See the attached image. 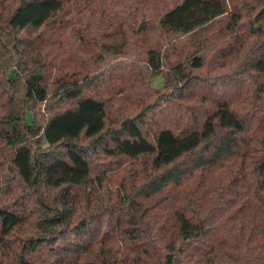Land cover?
<instances>
[{
  "label": "trees",
  "instance_id": "obj_1",
  "mask_svg": "<svg viewBox=\"0 0 264 264\" xmlns=\"http://www.w3.org/2000/svg\"><path fill=\"white\" fill-rule=\"evenodd\" d=\"M0 264H264V0H0Z\"/></svg>",
  "mask_w": 264,
  "mask_h": 264
},
{
  "label": "rangeland",
  "instance_id": "obj_2",
  "mask_svg": "<svg viewBox=\"0 0 264 264\" xmlns=\"http://www.w3.org/2000/svg\"><path fill=\"white\" fill-rule=\"evenodd\" d=\"M70 70H73V67L70 68ZM163 84H164V80H163L162 76H157V77H155L153 79V86H154V88H158V89L160 88L161 89V87L163 86Z\"/></svg>",
  "mask_w": 264,
  "mask_h": 264
}]
</instances>
